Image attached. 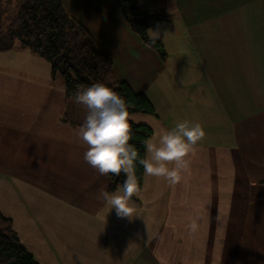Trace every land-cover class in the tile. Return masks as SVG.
<instances>
[{
    "label": "crops",
    "instance_id": "crops-1",
    "mask_svg": "<svg viewBox=\"0 0 264 264\" xmlns=\"http://www.w3.org/2000/svg\"><path fill=\"white\" fill-rule=\"evenodd\" d=\"M61 2L152 102L155 115H130L150 139L185 119L206 135L180 183L144 174L133 218H121L98 199L116 190L110 174L84 161L75 135L87 108L42 57L0 51V211L22 244L39 264H264V0H137L172 15L148 30L165 59L114 0Z\"/></svg>",
    "mask_w": 264,
    "mask_h": 264
},
{
    "label": "trees",
    "instance_id": "trees-1",
    "mask_svg": "<svg viewBox=\"0 0 264 264\" xmlns=\"http://www.w3.org/2000/svg\"><path fill=\"white\" fill-rule=\"evenodd\" d=\"M120 7L130 28L143 43L167 57L160 39L153 40L148 30L169 22L172 15L162 9L143 10L137 0H114ZM15 47L42 57L51 65L52 77L60 79L67 98L74 97L78 86L103 82L126 100L130 115L136 112L156 114L144 93L135 92L125 81L117 78L112 60L104 53L92 33L70 16L61 0H0V51ZM132 129L131 144L146 155L144 141L153 135L152 128L129 119ZM139 185L144 178L143 167L136 166ZM113 191L125 179L110 174ZM0 264H39L22 244L12 219L0 211Z\"/></svg>",
    "mask_w": 264,
    "mask_h": 264
},
{
    "label": "clouds",
    "instance_id": "clouds-1",
    "mask_svg": "<svg viewBox=\"0 0 264 264\" xmlns=\"http://www.w3.org/2000/svg\"><path fill=\"white\" fill-rule=\"evenodd\" d=\"M159 36V30L150 31L153 40ZM73 99L88 110L84 122L75 132L77 139L87 146L84 161L102 176H119L121 173L125 176L114 192L105 188L98 192V199L110 210L114 208L121 218L131 219L134 215L132 198L139 192L137 164L143 167L146 176L163 178L175 186L182 180L190 152L206 135L199 122L185 119L174 128H161L156 141L145 140L146 155L141 157L136 146L130 143L132 129L128 105L116 91L103 82H96L87 87L78 86ZM199 219L202 218L189 222L190 233L200 227Z\"/></svg>",
    "mask_w": 264,
    "mask_h": 264
}]
</instances>
